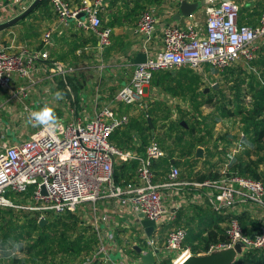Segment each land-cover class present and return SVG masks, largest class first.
<instances>
[{"label": "built area", "instance_id": "2783aa9c", "mask_svg": "<svg viewBox=\"0 0 264 264\" xmlns=\"http://www.w3.org/2000/svg\"><path fill=\"white\" fill-rule=\"evenodd\" d=\"M11 1L18 8L17 15L28 7L27 0ZM49 2L60 23H74L76 27L97 36V44L92 46V56L97 63L50 60L53 29L44 33V47L32 51L22 49L12 52L0 41V90L10 92L7 102L12 98L23 100L24 110L28 111L33 110L28 103H24V98L30 99L36 88H42L45 97L51 95L53 89L46 84V79L54 85L56 75L66 80L68 76L80 74L94 66L100 83L107 68L105 51L112 44L113 29L103 26L100 14L105 0H83L77 6H72L66 0ZM204 8L205 20L196 11L182 16L179 21L163 24L160 30L162 45L158 46L154 39L160 22L159 9L156 4L148 6L137 25V32L143 40V51L147 54L146 60L135 64L131 59L125 60L121 53L112 61L115 66V61L122 58L123 61L119 63L121 67H132L130 80L112 98L98 106L100 94L97 93L92 114L85 113L84 109H72L70 118L58 119L59 127L55 130L39 127L27 139L3 143L0 148V207L37 211L41 219L49 212L63 214L82 203H91L96 211L94 221L99 235V247L94 257L102 253L111 264H142V257H136L129 251L128 241L123 245L117 241L119 228L124 226L129 229L123 220L125 218L133 219L142 230L141 237L135 236L129 248L141 247V254L154 252L156 262L169 258L172 264H183L188 260L194 253L191 247L184 246L187 228H170L161 243L165 225L175 221L176 210L188 201L200 204L209 202L212 209L218 211L225 208L233 213L236 211L227 224V239L212 243L207 251L198 254L223 252L234 248L238 241L243 243V250L264 247V211L259 215L256 209L252 212L255 206L264 210V182L229 170L238 151L253 147L245 132H240L231 160L224 163L219 178L180 179L181 169L173 165L169 179L163 183L155 181L152 164L155 159L165 157L167 152L156 140L150 142L144 154L123 151L111 141L114 130L129 122V113L125 112L127 106L147 107L144 101L155 71L190 67L203 75L204 83L214 85L218 82L211 81V77H219L227 67L241 60L248 64L257 57V41L264 38V12L257 25H249L239 23L241 7L235 0H206ZM84 49L89 50V45ZM42 70L49 74L45 77L35 75ZM19 80L22 83L15 88L14 84ZM119 159L139 160L137 174L140 183L127 186L115 183V165ZM31 187L33 190L28 199L22 200ZM163 188H170L173 194L181 198V202L173 208L169 207ZM191 189H194L192 194L189 193ZM100 202L105 204L99 207ZM97 210L101 213L98 214ZM249 210L252 218L260 221L259 229L252 234L244 231L239 218L241 211ZM143 217L156 223L151 236L147 235L141 223ZM99 220L105 226L103 232L97 225ZM24 243L23 240L0 239V259L22 257ZM115 249L121 254L118 260L110 257ZM175 251L176 254L172 256Z\"/></svg>", "mask_w": 264, "mask_h": 264}, {"label": "trees", "instance_id": "16d2710c", "mask_svg": "<svg viewBox=\"0 0 264 264\" xmlns=\"http://www.w3.org/2000/svg\"><path fill=\"white\" fill-rule=\"evenodd\" d=\"M66 1L72 6H77L83 0ZM107 1L108 9L104 6L100 14L102 18L105 14L106 18L107 13L109 19L103 18V26L111 28L122 25L124 19L129 20L130 18L136 20L138 24L142 13L148 6L164 4V0ZM115 6L118 7L117 11H112ZM246 10L247 6L240 9L241 15L238 20L240 24H247L242 17ZM39 11L44 14L38 13ZM263 12L264 1L259 3L254 13L260 14L261 17ZM55 16L57 13L49 0H42L26 18L19 22L25 25V30L20 37L38 40L41 34L38 30L41 27L40 23L43 20L51 21ZM74 35L76 38L65 42L68 44V49L62 48V52L51 53V58L76 63L84 59L83 52L79 54L77 51L79 48L83 49L86 45L95 46L97 44V36L93 33L79 30ZM117 47L118 42H113L105 51V56ZM242 67L229 66L220 73V79L230 84L229 90L221 85L215 89L211 85L210 91L206 90L203 75L190 67L155 71L150 82L151 88L158 89L159 94L167 98L181 99L193 105L195 109L192 107V111V109L178 107L180 117L174 119L172 117L173 108L166 106L165 110L164 101L154 99L144 101L147 107L142 108L136 105L137 109L142 110L137 113L132 112L131 106H127L125 112L129 113V122L114 130L111 141L123 151L132 150L144 154L150 142L156 140L167 152L163 159L154 161L152 164L156 179L161 176L164 177L163 180H168L171 167L180 165L185 170L184 174L180 175L181 179L204 180L221 176V169L217 165L231 160L229 150L232 145V148L235 146L240 138V132L243 131L253 147H247L236 153L235 161L230 165L229 170L264 182V47H259L257 57L244 68ZM72 76L68 78L67 84L72 85L75 80L72 86L78 92L88 78L84 73ZM62 82L61 84L65 85ZM75 101L78 106L79 97ZM201 105L211 107V111L206 115L197 116L195 110H198ZM187 117H193V121H189ZM230 117L238 120V130L232 132L226 129L222 134H216L217 124ZM162 120H165L163 124L169 120L168 127L164 135L157 139L155 130ZM199 147L205 149L204 159L197 156ZM201 162L203 167L195 170ZM138 167L139 160L137 159L117 162L114 174L115 183L122 186L135 183ZM32 190L31 187L29 192L23 196L24 201L28 199ZM190 208L194 211L193 214L187 216L185 209L182 208L174 221L176 227H185L188 230L184 241L185 247H191L193 253L198 254L207 251L212 243L227 239L229 213L207 208L197 202L192 203ZM40 216L41 214L37 211L0 207V239L25 242L22 257L0 259V264L88 263L99 247V235L92 225L85 224L81 215L74 210H67L58 215L46 213L45 217L48 222L43 226L40 225ZM239 218L247 233L252 234L260 227V221L247 214L239 215ZM127 238L125 240L128 241L127 245H131L135 240L133 234ZM128 249L136 254L137 248L128 247ZM91 264L99 263L92 262ZM155 264H172V261L165 258ZM230 264H264V247L246 248Z\"/></svg>", "mask_w": 264, "mask_h": 264}, {"label": "crops", "instance_id": "0c3cea01", "mask_svg": "<svg viewBox=\"0 0 264 264\" xmlns=\"http://www.w3.org/2000/svg\"><path fill=\"white\" fill-rule=\"evenodd\" d=\"M34 1L35 0H27L26 2H27V5L29 6ZM180 1L181 0H164V4L157 5L158 9H159L158 10V17L160 19V22H158L159 25L157 24L158 32L156 33L155 39H154V43L156 45H158V46L162 45V34L160 33L162 25L165 24V23H173L174 21H176L174 19V15L176 14V12L179 9ZM189 1H202V0H189ZM235 1L237 3H239V5L241 4V8L244 7V6H247V10L244 12V14H242V17H244V19H243L244 22L249 24V25H257L259 23L260 14L254 13V12L256 10V7H258L259 3L264 1V0H244L242 2L240 0H239L240 2L237 1V0H235ZM107 6H108V1L105 0V8L106 9H108ZM204 6H205V4L202 5L200 7V9L198 10V12H197L200 15L202 20L206 19ZM117 9H118V7L115 6L112 9V11H115V10L117 11ZM18 12H19L18 8L14 7V5L12 4L11 0H0V17H1L0 18V23L13 18L14 16H16L18 14ZM38 13L44 14L41 11H39ZM250 13H254V14L249 15ZM240 15H241V13H240ZM108 19H109V17H108V15L106 13L105 20H108ZM179 20H177V21H179ZM19 22L17 24H15V25L9 27V28H6V29L0 31V38L2 39L1 42L4 45H6L8 47V49L10 51H12V52H18V51H21L22 49H28V50L32 51V50H35V49L42 48V46H43L42 39H43L44 33L46 31L50 30V29H53L54 43H53L52 46L49 47L50 58H51V53H56L57 54V52H62L63 51V50H61L62 48H65V50H67L68 49V44L65 43V42H70L72 39L76 38V36L74 34L77 31L83 30V29H80V28L76 27L74 25V23H71L70 25H64V24L60 23L58 21V15H57L51 21L43 20L40 23L41 27L38 30L41 32V34H40L38 40H35V39H29L28 40V39H24V38L20 37L23 34L24 30H25V25H21V24H19ZM38 24H39V22H38ZM38 24L35 23V25L39 26ZM137 25H138L137 21L136 20H132V18H130L129 20L124 19L122 25H118V26H115L114 28H112L113 29L112 43L115 42V41L118 42V47L115 48V50H111L110 51L111 53L107 54L105 56V61L107 63V68L104 71V73L102 74V76H101L102 79H101L100 83L98 84V89H100V90L95 88V86L97 85L96 84V80L94 81L93 78H91V79H89V82H88V84L90 86H92V87L94 85L93 82L95 83V86L93 88H95L96 91L98 90V93L100 94V98H101V93L104 94L103 91L107 90L106 94H110L113 91L116 92L122 85H124V84H126L128 82V77L127 76L120 75L118 77V75H117L118 78H116V76L112 77L113 73H111L109 76L106 75L107 71H110V69H114V67H115L112 64V61L115 60L117 56L121 55V53H122L123 58L125 60L128 61L129 59H131V60L134 61V58L136 57V55L139 52H144L143 51V46H142V41L143 40L141 39V34L137 32ZM83 31H85V30H83ZM85 32L88 33V31H85ZM258 46L259 47H264V44L263 43H258ZM89 47H90L89 50H85L84 48L83 49L79 48L77 50L79 54H81V52H83L84 59L82 61H79V62H76V63H82V62L86 63L87 62L88 64H93L94 65V62H92V59H93L92 46L90 45ZM120 48H122V49H120ZM118 50H120V51H118ZM50 60L58 61V62H62V63H71L69 61H67V62L66 61H62L61 59H53V58H51ZM115 65L118 66L119 68L121 67L119 65V63H117ZM130 68L132 69V67H130ZM125 69L130 70L128 68H125ZM90 73H91V71H90ZM46 74H49V72L46 73V71L42 70L41 72H37L35 75L36 76L45 77ZM104 78L106 80H105V83L103 84V79ZM109 79H114V80L116 79V82H117V79H118L119 85H118V83L114 84L113 82L107 81ZM46 81L48 82L47 79H46ZM56 81H59V80L55 79L53 82H56ZM98 81H99V75H98ZM21 83H22L21 80L15 82V84H14L15 88L18 85H20ZM113 86H115V87H113ZM148 90L150 91V87L148 88ZM6 92L10 93L9 91H6ZM43 92L44 91H43L42 88H36L33 91L31 97H33L34 94L38 93L39 95L42 96V98L45 99L46 97L43 95ZM0 95H2V94H0ZM147 95L150 96L151 94L147 93ZM31 97H30V99H31ZM74 101H75V97H74ZM5 102H6V100H5ZM5 102L2 103L1 100H0V103H2L0 106H4L5 104H11V103H8V102L5 103ZM77 107L78 106H76L75 108H77ZM77 109H84L85 110L86 109V103L85 102L82 103V107L80 106ZM79 111H81V110H79ZM1 114L2 113L0 111V116H1ZM1 122L2 121L0 119V124H1ZM218 124L222 125L224 131L226 129H229L232 132L235 131V130H238L237 127L239 126L238 120L236 118L234 119L233 117L227 118V119L219 122ZM216 128H217V130L219 129L218 126H216ZM216 134L220 135L222 133H219V132L216 131ZM4 139H5V133H0V148L2 147ZM232 146H231V150H229V154L230 155H232V152H233ZM244 149L245 148L241 149L237 153L241 152ZM200 158H202V159L205 158V149L203 151V157H200ZM216 159H217V157L215 158V160ZM223 165H224V163L223 164L219 163L217 165V167L222 169ZM200 168H201V166L198 165L195 168V170H199ZM163 178L164 177L160 176V177H158V179L155 178V181L159 182V183L166 182L167 179L163 180ZM135 183H137V184L140 183L139 180H138V174H137V177L135 179ZM162 192L164 193V195H167L166 196V202H167V205L169 207L173 208L177 203L181 202V198L178 195H176L175 193L173 194V192H171L170 188H163ZM193 192H194V189H191V192H189V193L192 194ZM169 196L171 198L170 202L168 200ZM188 202H191V201H188ZM103 203L104 202H101V204H103ZM191 205H192V203H191ZM190 206H186V203H183L182 206L179 209L176 210V213L178 214L180 209L183 208V209H185L186 215L189 216V215L194 213V211L190 208ZM203 206H205L207 208H210V209L212 208L210 206L209 202L207 204H203ZM249 211H241L239 215L241 216L242 214H247V215L253 217L252 216V212L250 213ZM221 212L229 213L230 214V218H231V216L233 214L236 213V211H234V213H233L230 209H226V208L221 210ZM253 219H255V218H253ZM102 225H104V224H102ZM129 235H128V237H129ZM117 236H118V234H117ZM133 254L136 257L142 256V254L139 253L138 251H136V254H135V252H133ZM110 257H111L112 260H118L121 257L120 251L118 249H115V250L111 251ZM92 262L93 263L94 262L95 263L98 262L99 264H111L110 262H107V260L104 258V255L102 253H100L96 257H94V255H93L90 258V260L88 261V264H91Z\"/></svg>", "mask_w": 264, "mask_h": 264}, {"label": "rangeland", "instance_id": "374dc122", "mask_svg": "<svg viewBox=\"0 0 264 264\" xmlns=\"http://www.w3.org/2000/svg\"><path fill=\"white\" fill-rule=\"evenodd\" d=\"M237 1H239V0H237ZM240 1L242 2L244 0H240ZM240 7H241V4H240ZM104 19H105V14H104ZM0 41H2L1 38H0ZM257 43H263L264 44V38H260L257 41ZM121 61H123L122 58H120L119 60L115 61V63L117 64V63H120ZM92 62H94V64L97 63L94 59H92ZM245 65H246L245 61L241 60L239 63L234 64V67H242L243 66L242 68H244ZM125 68H128L130 70H127ZM90 71H91V73H90ZM82 73H84L87 76L88 81L85 83V85L82 87V89H80L78 92L73 88V86H74L73 82L75 80H73V82H72L73 86L71 85V83H70L71 86L69 84H67L68 83V78L69 77H73L72 75L68 76L66 78V80L61 75H56L55 77L59 81H56L54 83V85L53 84H49L51 82H47L46 83L49 86H52L53 92H52L51 95H47L48 97H46L44 99V98H42L41 95L36 93V94L33 95V97H31V99L24 98V103H28L29 107L33 111H37L41 107H43L44 105H48V106H50V107H52L54 109V112H55L57 118L60 119L62 117L63 118H70L71 110L72 109H76L77 110V108H79L80 106L82 107V103L85 102L86 103L85 113L89 112L90 114H92L94 112V108H95V105H96L95 97H96V94L98 93V91H96L95 88H93L95 86L94 82H93V84H94L93 87L90 86L88 84V82H89V79L93 78L94 81L96 80V84L98 86V84H99L98 72L95 70L94 66H92L91 69L88 68V69L84 70ZM111 73H113L112 77L116 76V78H118L120 75L127 76L128 77V81H129L130 80L129 78L131 77V74H132V69L130 67H125V66H122V67L119 68L118 66L115 65L114 69H110V71L106 72V75L109 76ZM117 75H118V77H117ZM75 77H78V76H75ZM105 80L106 79L104 78L103 79V84L105 83ZM61 81H63L62 83L65 84V85H62ZM107 81L113 82L114 84L118 83V85H119L118 79H117V82H116V79L115 80L114 79H109ZM211 81L218 82V83H220V84H218L219 85L218 87H220V85H221V86L225 87L226 90H229L228 86L230 84L224 82L223 80H221L220 76L219 77H213V78L211 77ZM69 82H71V79H69ZM205 86L206 87H210L211 84L207 82V83H205ZM113 87H115V86H113ZM208 91H210V89ZM57 92L61 93L62 99H56L55 94ZM116 92L113 91L110 94H106L107 90L103 91L104 94L101 93V98H100L101 101L98 103V106L101 103H103L105 100H109L110 96L111 97L114 96V94ZM147 93H150L151 95L150 96L147 95V97L145 98L146 101H149V99H150V101H152L153 99L154 100L164 101L163 102L164 103V107L163 108L165 110H166V106H171L173 108L172 117L174 119H178L180 117L179 113H178V107H182L184 109H192V107H193V105H189V103H187V102H185V101H183L181 99L174 98V97H168L167 98V96H165V95H160L159 94V90L156 89V88H151L150 87V91L147 90ZM0 94L3 95V96L0 95L1 102L4 103L5 100H6L5 103H7V100L9 99L10 94L8 92H6V91L4 92L3 89L0 90ZM74 97H75V99H78V97L80 99V101H78L79 105H78L77 108H75L76 107V103L74 102ZM22 101L23 100H20V99H17V98H12V99H10L8 101V103H11V104H5L4 106H0V111L2 113L1 116H0V119L2 121L1 124H0V133H5V139H4L3 143H5V142L6 143H14V142L19 141V140L27 139L30 136H32V134H34L39 128V127H33L32 124L29 123V121H28L29 111L28 110H24ZM2 103H0V105ZM135 106L133 105V106L130 107L132 112L137 113L139 111H142L140 109H137ZM139 107H141V106H139ZM78 110H83V109H78ZM192 111H193V109H192ZM210 111H211V107L201 105L198 108V110H195V114L197 116H201L202 114L203 115L208 114ZM187 118H188L189 121H191V122L193 121V117H187ZM164 121L165 120H162V122L160 121V123L158 124L157 129L155 130L156 138L160 137V136H163L165 131L167 130L169 120H167L165 122V124H163ZM217 126L219 127V129L217 130V128H216V131L219 132V133H223L224 130H223L222 125L218 124ZM163 158L164 157H161V158L155 159L154 161L156 162V161H159V160H161ZM120 161L121 160L119 159L117 162L120 163ZM125 161H130V160H125ZM199 165L201 167H203L202 162L199 163ZM179 167L181 168V175H183L185 170L180 165H179ZM180 179H181V176H180ZM183 179H187V178H183ZM165 196H167V195H165ZM21 199L25 200L24 197H22ZM168 200L170 202V200H171L170 196L168 197ZM191 203H193V202L186 203V206H190ZM104 204H105V202L103 204H101V202H100L98 204V206L102 207ZM253 208L254 209H252V212H255V209H256V210H258V215H259L260 212L264 211L261 207L255 206ZM73 210L77 211L79 213V215H81L82 221L85 224L92 225L93 228L96 229L95 228L96 227V222L94 221L95 220V212L96 211H94V208H93L91 203H89V202L88 203H82V204H80L78 206H75L73 208ZM249 212L251 213V211H249ZM97 213L98 214L101 213L100 210H97ZM117 220H118V217H117ZM123 220L125 221L126 224H128L129 229H128V227L124 228V226H121L119 228L117 241L121 245L125 242L126 239H128L127 237H128V235L130 233L133 234L134 237L136 236L137 238H140L141 235H142V230L140 229L139 224L136 223L133 219L125 218ZM97 225L100 227V231L103 232V230L105 229V226L102 225V222L100 220L97 222ZM174 226H175L174 222L170 223L168 225L167 224L165 225V228H164L165 230H163V234L161 236V243L166 237V232L170 228H172ZM127 246L129 247L130 245H127ZM176 252L177 251L173 252L172 256H174L176 254Z\"/></svg>", "mask_w": 264, "mask_h": 264}, {"label": "water", "instance_id": "95a60500", "mask_svg": "<svg viewBox=\"0 0 264 264\" xmlns=\"http://www.w3.org/2000/svg\"><path fill=\"white\" fill-rule=\"evenodd\" d=\"M42 0H35L32 4H30L25 11L21 14L0 23V31L9 28L15 24H17L22 19L26 18L41 2ZM206 3V0L202 1H189V0H181L179 3V9L174 15L175 20H179L182 16H188L193 12H196L200 9L202 5ZM147 54L146 52H139L134 58V63L138 64L144 62L146 60ZM219 83H215L213 87L215 89L218 88ZM209 90V87L206 89ZM151 122V119L149 118ZM204 149L202 147L198 148L197 156L203 157ZM174 161V159H172ZM43 192L46 193L45 187H43ZM143 216V214H141ZM48 222L46 217H42L40 219V225H45ZM143 227L145 228L147 235L151 236L155 229V221L152 219L144 218L141 221ZM137 251L141 253V247H137ZM243 251V243L238 241L234 248L228 249L223 252H217L212 254H194L188 260H186L183 264H230L235 257ZM158 253V250H156ZM142 264H155L156 259L154 256V252L149 251L147 253L142 254Z\"/></svg>", "mask_w": 264, "mask_h": 264}, {"label": "clouds", "instance_id": "9594fccd", "mask_svg": "<svg viewBox=\"0 0 264 264\" xmlns=\"http://www.w3.org/2000/svg\"><path fill=\"white\" fill-rule=\"evenodd\" d=\"M55 97L56 99H62V95L59 92L55 94ZM28 121L33 127H43L49 130H55L59 127V121L54 109L48 105H44L37 111H29Z\"/></svg>", "mask_w": 264, "mask_h": 264}]
</instances>
